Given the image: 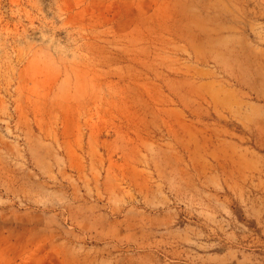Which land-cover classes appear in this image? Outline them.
<instances>
[{
  "label": "rangeland",
  "instance_id": "374dc122",
  "mask_svg": "<svg viewBox=\"0 0 264 264\" xmlns=\"http://www.w3.org/2000/svg\"><path fill=\"white\" fill-rule=\"evenodd\" d=\"M0 264H264V0H0Z\"/></svg>",
  "mask_w": 264,
  "mask_h": 264
}]
</instances>
